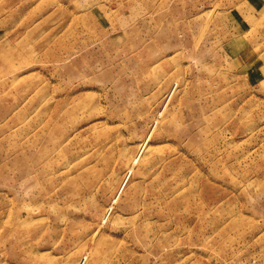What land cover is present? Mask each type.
Wrapping results in <instances>:
<instances>
[{
    "label": "rangeland",
    "instance_id": "1",
    "mask_svg": "<svg viewBox=\"0 0 264 264\" xmlns=\"http://www.w3.org/2000/svg\"><path fill=\"white\" fill-rule=\"evenodd\" d=\"M0 264H264V0H0Z\"/></svg>",
    "mask_w": 264,
    "mask_h": 264
}]
</instances>
